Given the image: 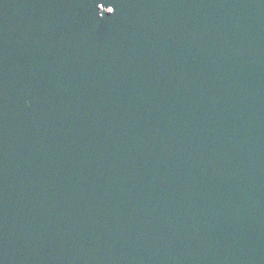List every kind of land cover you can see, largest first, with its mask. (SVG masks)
<instances>
[{"label":"water","instance_id":"obj_1","mask_svg":"<svg viewBox=\"0 0 264 264\" xmlns=\"http://www.w3.org/2000/svg\"><path fill=\"white\" fill-rule=\"evenodd\" d=\"M0 264H264V0H0Z\"/></svg>","mask_w":264,"mask_h":264}]
</instances>
